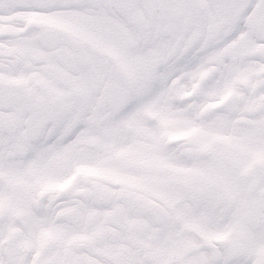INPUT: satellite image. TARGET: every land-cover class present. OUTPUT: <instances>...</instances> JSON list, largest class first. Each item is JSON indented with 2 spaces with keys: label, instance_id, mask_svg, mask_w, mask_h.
I'll return each instance as SVG.
<instances>
[{
  "label": "snow or ice",
  "instance_id": "obj_1",
  "mask_svg": "<svg viewBox=\"0 0 264 264\" xmlns=\"http://www.w3.org/2000/svg\"><path fill=\"white\" fill-rule=\"evenodd\" d=\"M42 7L52 17L24 34L14 58L0 56V90L16 85L19 92L17 133L0 122V148L5 160L15 143L29 161L43 155L65 166L35 176L22 211L0 202V264H256L232 247L227 217L218 223L205 196L162 189L144 198L118 178L97 187L74 153L102 116L141 121L177 80L174 107L192 126L184 134L248 105L264 118V0H56ZM162 7L173 14L161 16ZM86 19L102 27L85 34ZM105 26L128 34L113 43ZM161 45L166 71L146 87L127 72L128 57L151 61ZM167 136L160 133L162 146ZM259 151L264 158V143ZM176 238L184 244L174 247Z\"/></svg>",
  "mask_w": 264,
  "mask_h": 264
},
{
  "label": "flooded vegetation",
  "instance_id": "obj_2",
  "mask_svg": "<svg viewBox=\"0 0 264 264\" xmlns=\"http://www.w3.org/2000/svg\"><path fill=\"white\" fill-rule=\"evenodd\" d=\"M56 0H0V11L3 9H8L10 7L16 9V13L14 14V17L17 19H24V15L26 13H29V17H32L35 20H42V22L48 21L52 17V13L46 12L45 9L42 7L43 5L55 3ZM148 3L151 4H159V5H165L168 0H147ZM153 14L152 9L146 10V15L151 16ZM170 11H167L163 7L160 9V15H172ZM82 24L87 25V27H83L80 29L81 32L87 34L89 30H97L102 27V25L94 20L86 19L81 21ZM134 27V26H133ZM131 29H129L130 31ZM53 31L56 33H59L62 37H69V32L60 29V28H53ZM105 32L110 41L113 43H119L123 38L127 36V31L120 27H116L113 31H108L105 26ZM20 33L17 32L14 34V38L12 41L15 44H18ZM163 45H161L158 49L162 50ZM19 52V49L17 52L12 51L10 54H6L7 56H12L14 58L15 55H17ZM135 62L139 63V57L137 56V53H132L129 55L127 60V72L132 74L133 76L137 77H143L145 86L152 81V79L155 76V72L158 69V67L161 65V59L156 58L153 63L150 66H143L140 63L138 66L135 64ZM154 65V66H153ZM18 86L16 85H9V88L7 90H0V122L2 121H8V129L9 133L11 135H16L17 128H16V115L18 112V106H19V92L17 90ZM146 115V114H145ZM97 130V140H91L90 132L93 130ZM133 129V122H117L113 123L111 120V117L102 116L100 119H98L95 122V125L93 128L89 130L87 133V137L84 138L86 141H90L91 145L96 147L95 150H97L96 158L101 163L102 170L97 174V176H88L86 179L93 181L96 186L100 187L105 184H110L111 180L113 178H118L124 181L128 186H130L131 190L136 193L140 197L149 198V199H156L159 195L160 190H166L170 193H173L172 189H168L165 187L162 183L159 182L156 178H150V177H144L140 178L139 180H134L131 178H121L120 173L117 172V167L115 166V157H110L114 153V148L116 145H118L121 142H125L128 140L129 135L132 133ZM3 143V134L0 133V144ZM191 146L194 148H198L199 146L195 144V139L192 140ZM185 145V142L182 141L181 146ZM90 151H93L92 148L87 146ZM0 150L3 151L2 148ZM16 150L19 151V153L24 152L23 149L17 148L15 143H12L8 149L7 155H12ZM198 151V150H197ZM198 152H196V158L198 156ZM4 155V152H3ZM177 157H179L178 152L175 154ZM211 160L214 164H218L222 161V158L220 156H216L213 151L210 150ZM26 162L25 158H21L20 164L23 165ZM198 163L199 160H196ZM13 180H19L16 179L15 176L12 178ZM11 179V180H12ZM199 176L193 174L191 177L186 178V184L183 189L184 191H194L197 192L200 195L205 196L208 201L210 202V209L214 210V203L217 201L218 198H221L222 204L219 207L220 212H226L228 211L229 201L224 200V197L227 196H233V207L235 208L236 213H241L245 219H250L251 217H254L253 214H262L264 217V194H256L253 196V194H249L244 198L245 190L244 189H229L222 185L219 187L215 185L209 184L208 188L200 189L197 188L196 185H198L200 182ZM242 180L246 179V174H243L241 176ZM33 178H30V176H27L22 179L20 183V188L17 189L16 187L9 188L8 184L7 189H5L7 196L8 193H11V201L6 202L5 200H1L0 202L3 203L5 206L10 207L14 209L17 212L22 211L24 208L28 198H29V192L30 188L33 185ZM14 181L12 182V184ZM139 183V185L137 184ZM1 191V189H0ZM16 192H19V196L16 197ZM1 198V197H0ZM14 199H17V202H14ZM262 227L264 228V221L262 222ZM243 233V232H241ZM180 238H176L173 241L174 247H179V244L182 242ZM232 247L242 253L248 254L246 252V244L243 245V240L239 236L231 237L229 239ZM24 241H21V244H23Z\"/></svg>",
  "mask_w": 264,
  "mask_h": 264
},
{
  "label": "bare ground",
  "instance_id": "obj_3",
  "mask_svg": "<svg viewBox=\"0 0 264 264\" xmlns=\"http://www.w3.org/2000/svg\"><path fill=\"white\" fill-rule=\"evenodd\" d=\"M16 22H14V24H11L12 26H15ZM166 71L163 70V72ZM162 72V73H163ZM173 85L172 83H170V91L168 94V97L164 100L158 101L157 103H155L151 110L155 111L158 115V120H159V126L161 129L166 128L168 130V133H172V134H184L182 132V130L184 129H191L192 126L189 125L186 120L187 118L183 115L182 111L178 108V107H174V105H178L179 103L175 102L173 99H171V91H172ZM216 121V119H212V121ZM137 125L140 126L139 128V133L136 137L135 143L136 146H141L142 144H144L146 141L143 139L144 134L148 133L146 132L142 126H143V120L141 121H137ZM197 129H200L201 131H208L211 132L212 130H210V128H205L203 125L201 124H197L196 125ZM192 132V130L188 131ZM187 133V134H188ZM159 157L161 158V160L172 164L174 166H178V164H175L174 162L170 161L169 159H167V156L164 155L162 156L161 154H159Z\"/></svg>",
  "mask_w": 264,
  "mask_h": 264
},
{
  "label": "rangeland",
  "instance_id": "obj_4",
  "mask_svg": "<svg viewBox=\"0 0 264 264\" xmlns=\"http://www.w3.org/2000/svg\"><path fill=\"white\" fill-rule=\"evenodd\" d=\"M226 152L228 153H231V154H236L235 151L233 150H226ZM155 161L154 160H151V159H146L145 161H142L141 159H139L138 155L136 154H132L131 155V159L129 160L131 163L130 165L132 167H135L137 168L138 170L140 171H145V165H152V166H160L161 164H159L160 160L159 158L157 157V155H155ZM211 164H214V162H211ZM162 166V165H161ZM208 165H206V168H207ZM202 167V166H201ZM167 169V168H166ZM208 169V168H207ZM208 173V172H207Z\"/></svg>",
  "mask_w": 264,
  "mask_h": 264
},
{
  "label": "water",
  "instance_id": "obj_5",
  "mask_svg": "<svg viewBox=\"0 0 264 264\" xmlns=\"http://www.w3.org/2000/svg\"><path fill=\"white\" fill-rule=\"evenodd\" d=\"M213 110V109H212Z\"/></svg>",
  "mask_w": 264,
  "mask_h": 264
}]
</instances>
